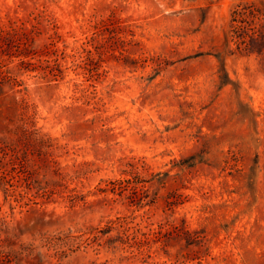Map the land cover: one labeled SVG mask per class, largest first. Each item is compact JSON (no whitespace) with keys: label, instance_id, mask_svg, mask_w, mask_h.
<instances>
[{"label":"rangeland","instance_id":"1","mask_svg":"<svg viewBox=\"0 0 264 264\" xmlns=\"http://www.w3.org/2000/svg\"><path fill=\"white\" fill-rule=\"evenodd\" d=\"M247 1L0 0L24 264H264V51L225 37Z\"/></svg>","mask_w":264,"mask_h":264},{"label":"trees","instance_id":"2","mask_svg":"<svg viewBox=\"0 0 264 264\" xmlns=\"http://www.w3.org/2000/svg\"><path fill=\"white\" fill-rule=\"evenodd\" d=\"M2 36L1 30L0 38ZM225 37L226 44L229 45L230 41L233 40L238 49L263 52L264 0L239 3L233 9L229 29L225 32ZM22 51L27 56L31 53H37V51H33L26 46L22 47ZM22 61L24 63L29 62L25 59ZM25 135V132H20L17 137L13 138L0 136V190L6 196L18 194V188L22 185L20 182L33 179L36 173V169L28 157L27 148L22 146L23 142L26 143L23 137ZM180 228L181 234L189 233L188 230H183L181 226ZM15 244L16 242L11 237H0V264L25 263L21 252L32 249L20 245L23 249V251H20L15 247Z\"/></svg>","mask_w":264,"mask_h":264}]
</instances>
